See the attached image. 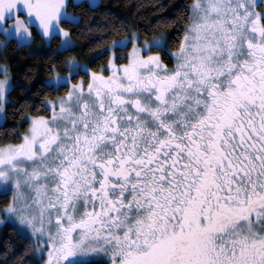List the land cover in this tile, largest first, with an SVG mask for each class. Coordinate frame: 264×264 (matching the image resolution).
I'll use <instances>...</instances> for the list:
<instances>
[{"label":"snow or ice","instance_id":"1","mask_svg":"<svg viewBox=\"0 0 264 264\" xmlns=\"http://www.w3.org/2000/svg\"><path fill=\"white\" fill-rule=\"evenodd\" d=\"M67 5L0 0V44L35 28L67 69L37 89H64L47 115L0 142V222L42 264H264V0H188L176 51L130 32L98 70L63 57L91 26Z\"/></svg>","mask_w":264,"mask_h":264},{"label":"trees","instance_id":"2","mask_svg":"<svg viewBox=\"0 0 264 264\" xmlns=\"http://www.w3.org/2000/svg\"><path fill=\"white\" fill-rule=\"evenodd\" d=\"M188 0H100L97 5H91L88 0L68 5V9L77 13L81 22L90 28H85L82 35H73L78 42L76 48L63 53L65 59L76 56L86 60L93 70H98L107 61V54L98 55L112 41L124 38L130 32L136 31L142 38H167V47L171 51L178 48L179 35L182 33L183 8ZM67 27V25H65ZM31 47H18L15 43L8 47L0 45V62L9 65L13 86L5 106V120L0 124V142H18L14 133H21L28 128L25 118L31 115H47L40 104L42 99H52L61 95L64 89L52 93L44 89L37 92L41 82L46 81L55 73L67 72V69L57 60L55 55L46 56L50 51L45 42L36 34ZM59 40L51 42L55 49ZM131 45L127 47L130 48ZM159 51V48H153ZM116 51L126 52L127 49L117 48ZM167 61L168 58H166ZM122 63L123 61H117ZM54 65V70L49 67ZM84 75L83 72L79 74ZM76 77L75 79H78ZM74 79V81H75ZM4 198L0 193V200ZM39 258L34 254L31 241L24 236L12 223L0 224V264H38Z\"/></svg>","mask_w":264,"mask_h":264},{"label":"rangeland","instance_id":"3","mask_svg":"<svg viewBox=\"0 0 264 264\" xmlns=\"http://www.w3.org/2000/svg\"><path fill=\"white\" fill-rule=\"evenodd\" d=\"M80 1H81V0H68V5H69L70 3L76 4V3L80 2ZM88 1L90 2L91 5H97V4L100 2V0H88ZM68 5H67L65 11H66L70 16H78L77 13H75V12H73V11H71V10L68 9ZM65 27H66V26H65ZM132 32L137 33L136 31H132ZM126 37H127V36H126ZM126 37H124V38H126ZM124 38H120V39H118V40H121V39H124ZM140 38H141L142 40H147V39L142 38L141 36H140ZM153 39H154V38H153ZM153 39H152V40H153ZM155 39H157V40H161V41L164 40L163 38H162V39L155 38ZM72 40L76 43V45H78V42H77L73 37H72ZM148 41H151V40H148ZM44 42H45V45H47V41H44ZM59 43H60V41H59ZM59 43H58V44H59ZM0 45H2V44H0ZM56 47H57V45L55 46V48H56ZM130 47H131V46H130ZM157 51H158V50H157ZM72 58H74L78 63H82V64L86 65L89 69H91L90 66H89V64H88V62H87L86 60H79V59H77V57H76L75 55H74V56H71L70 59H72ZM117 63H118V62H117ZM122 63H123V62H122ZM5 67L7 68L8 75H9V77L11 78V84H12V86H13L12 74H11V71H10L9 65H8L6 62H0V69H3V68H5ZM91 70H93V69H91ZM105 74H107V73H105ZM64 75H67V72H64V73H55L53 76H51V77H49L48 79H46V81L54 82L55 79H56V77H62V76H64ZM81 76H83V75H81ZM0 78H2V76H0ZM73 82H75V81L73 80ZM61 95H62V94H61ZM49 100H50V99H49ZM33 116H39V115H31V116L29 117V120H30V118L33 117ZM4 120H5V107H4V108H0V124H2V123L4 122ZM28 126H29V125H28ZM0 220H2V218H0ZM3 223H6V222H0V224H3ZM10 223H12V222H10ZM12 224H14V223H12ZM14 225H15V224H14ZM15 226L19 229V231H20L24 236H26V237H28V238L30 239L31 244H32V248H33V246L36 245V241H35L34 237L31 236L30 231H28V230H24V229H21V228H20L19 226H17V225H15ZM37 247H38V245H37ZM33 251H34V250H33ZM34 254L36 255L37 258H39V260H40V264H42V260H43V258L39 256L38 251H34Z\"/></svg>","mask_w":264,"mask_h":264},{"label":"flooded vegetation","instance_id":"4","mask_svg":"<svg viewBox=\"0 0 264 264\" xmlns=\"http://www.w3.org/2000/svg\"><path fill=\"white\" fill-rule=\"evenodd\" d=\"M165 63H169V61H167L166 58H165ZM169 66H171V65H169Z\"/></svg>","mask_w":264,"mask_h":264}]
</instances>
